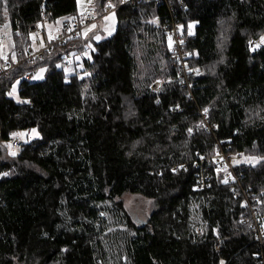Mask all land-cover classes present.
I'll list each match as a JSON object with an SVG mask.
<instances>
[{"label": "trees", "instance_id": "trees-1", "mask_svg": "<svg viewBox=\"0 0 264 264\" xmlns=\"http://www.w3.org/2000/svg\"><path fill=\"white\" fill-rule=\"evenodd\" d=\"M171 1L189 37L190 68L201 73L191 72L192 99L165 33L153 27L166 10L156 0L119 7L116 31L92 41L81 72L57 67L84 49L79 37L0 78V140L40 133L15 157L0 146V173H9L0 175V264H264L233 185L205 165L211 178L195 188L199 156H210L217 141L264 156V46H249L264 35V0ZM109 3L119 0H98V10ZM42 13L62 23L81 15L77 0H0L9 53L21 44L15 30L28 40ZM41 68L42 80L26 79ZM159 79L164 85L152 92ZM17 81L19 100L31 103L7 95ZM205 108L211 132L200 126ZM180 164L187 171H170ZM242 174L264 214V161ZM127 194L155 202L146 221L130 215ZM110 206L121 221L96 230L111 219Z\"/></svg>", "mask_w": 264, "mask_h": 264}, {"label": "built area", "instance_id": "built-area-1", "mask_svg": "<svg viewBox=\"0 0 264 264\" xmlns=\"http://www.w3.org/2000/svg\"><path fill=\"white\" fill-rule=\"evenodd\" d=\"M135 2H138V0H124L123 3L119 0V4L115 5L114 8L108 7V5H106L102 10L89 8L86 13L81 14L79 17L71 19L67 23L59 22V24H57V22H49L45 13H42V19L29 26L27 36L28 40L24 39L21 30H15L14 36L20 40L21 44L12 53H7L1 59L0 78L6 76L15 68L20 67L23 63H31L35 60L41 59L47 53H51L57 46H63L69 40L79 38L86 27L102 20L104 16L110 14L111 12H116L119 7ZM156 6L159 9L165 7L166 10L163 14L154 18L153 21L157 22L153 23V27L165 33L170 52V60L175 65L179 66L181 71L179 82L192 99L193 83L191 79L193 77V73H191L192 71H189V69H191L190 63L188 61V54L185 52V47L189 37L185 33L183 23H181L176 16V9L171 0H156ZM69 29L72 30L69 31ZM50 30L52 36L54 37L51 40L49 39ZM30 33L36 34L35 39L30 36ZM77 33H79V35H77ZM169 36L172 38L171 46ZM181 41H183V43H181ZM42 44L43 46H41ZM13 53H15V60L12 59ZM4 57H7V59ZM26 79L33 80L30 75H27ZM164 83V81H156L151 85V91L158 92ZM201 114L204 129L207 132H211L214 126L210 124L209 119L204 112H201ZM9 143L12 145L13 150L22 148L24 144L23 140L18 137L11 138ZM226 143L223 141H217L214 146V152L210 156H199L200 165L196 174L197 185L195 188L198 191L203 190L207 187V182L209 178H211L210 174H208V169H205V165L208 168L212 167L215 170L219 169L223 180L227 178V184L233 185L235 196L240 199V206L245 213L241 223L249 226L250 231L256 237L262 249L261 255L263 257L264 214L261 209V201L251 189H245L243 185L242 171L244 169H249L250 166L249 164H244L245 155L243 153L231 152L229 146L225 148ZM200 157H203V159ZM234 161H239V163H235ZM225 168H227V173L231 174L230 176L224 171Z\"/></svg>", "mask_w": 264, "mask_h": 264}, {"label": "rangeland", "instance_id": "rangeland-1", "mask_svg": "<svg viewBox=\"0 0 264 264\" xmlns=\"http://www.w3.org/2000/svg\"><path fill=\"white\" fill-rule=\"evenodd\" d=\"M77 1H78V13L79 14L86 13L89 8L99 9V7L97 5V1L98 0H77ZM112 13H115V12H111L110 14L104 16L102 20L94 23L95 25H97V28L93 29L91 32L88 33V37L89 38H91L93 36V33L99 35L101 37L100 40H103L105 38L111 37L114 34V32L117 29V16H116V13H115V31L111 35H109L107 31H105V28L111 26L112 23H113L110 19L106 20L105 17L110 16ZM191 25H192V28H191V32H192V29L194 28V24H191ZM4 26L5 25H2V26L0 25V51L3 52V56H5L7 53H9L11 51V48H12L13 43H14L12 35H11V32H10V29L8 27L5 28ZM84 30H83V32H84ZM83 32L81 33V36H80V40L82 42H80L78 45H76V48L77 49H81V47L84 46V49L82 51H79V52L71 51L63 59L62 63L60 64V68L63 69V71L65 72V74L67 76H70V75L76 74L78 72H81L84 69V61L89 59V56L91 57V54H92V51H93V48H94L93 44H92V41H97L95 39H91V40L90 39H86L84 37V35H83ZM17 40H19V39H17ZM86 41H88L87 44H86ZM88 44H91L92 47L91 48L87 47ZM85 52H87L88 55H84ZM73 54H75V55H73ZM3 56H0V58L2 59ZM77 56H79V60L76 59ZM81 65H82V67H81ZM39 73H40V70L36 73V75L39 74ZM44 74H45V72L43 73V77H44ZM40 80H42V79H33V81H40ZM156 81L160 82V81H165V80L164 79H159V80H156ZM156 81H154V83ZM14 85L16 86V89H17V92H18V84L15 83ZM151 85L149 86V88L151 87ZM11 97L13 99L17 100L18 95L16 93V96H11ZM23 132H27V131H23ZM35 138H38V137L31 136V134H29V136L25 137V139L28 140V142L34 140ZM5 143L6 142L0 140V146L4 145ZM6 144H8V143H6ZM246 156H253V155L246 154ZM244 164H247V163H244ZM177 166H179V165H176L175 167H177ZM249 166L251 167L252 165L249 164ZM175 167H170V168L173 169ZM171 169H170V171H171ZM123 202H124V204L126 206V209L129 211L130 215L135 218L136 223H138V224H140L141 222L146 221L148 215L156 207V205L154 204L155 202H153L151 200H147V199H145L143 197L134 196V195H131V194L125 195L124 198H123ZM120 215L121 214L118 212V210L114 206H110V215H109V217L111 219L108 222H105V224H103L102 221L97 222L95 224L96 230L102 229V228L107 227V226L114 228V226L116 224H118L119 221H121L120 219L122 217H120Z\"/></svg>", "mask_w": 264, "mask_h": 264}, {"label": "snow or ice", "instance_id": "snow-or-ice-1", "mask_svg": "<svg viewBox=\"0 0 264 264\" xmlns=\"http://www.w3.org/2000/svg\"><path fill=\"white\" fill-rule=\"evenodd\" d=\"M121 3L124 2V0H120ZM108 7H112L114 8L115 5L109 3L108 4ZM5 15L7 16V10H5ZM106 20H111L113 23L111 26L109 27H106L105 28V31L108 32L109 35H111L114 31H115V13H112L110 16L108 17H105ZM157 21H153V23H156ZM57 24H59V21H57ZM5 28L8 27V25L6 24L4 26ZM183 27V26H181ZM189 34H191V28H192V25L190 24L189 26ZM97 28V25L93 24V25H90L89 27H87L84 32H83V35L86 39H95L97 41H99L101 39V37L95 33H93V36L91 38L88 37V33L91 32L93 29H96ZM72 29H69V31H71ZM77 35H79V33H77ZM30 36H32L33 39H35V36L36 34L35 33H30ZM54 37L52 36V33H51V30L49 31V39H53ZM71 38V37H70ZM171 36H169V41H170V46H171ZM181 43H183V41H181ZM43 46V44L41 45ZM249 46H250V50L252 51H255L257 48H260L261 46H264V35H261L260 36V40L259 42H257L255 45H253V42L250 40L249 41ZM87 47L91 48V44H88ZM93 51H95V49H93ZM75 55V54H73ZM84 55H88L87 52L84 53ZM0 56H3V52L0 51ZM5 59H7V57H4ZM12 59L15 60V53H13V56H12ZM77 60H79V56L76 57ZM89 59H91V57L89 56ZM57 67H60V65H57ZM82 67V65H81ZM46 71L45 68H41L40 69V73L37 74L36 76L33 77V79H43V73ZM189 71H194L196 72L197 75H200V70L199 69H189ZM91 73L90 72H87L85 71L84 72V76H90ZM81 79H83V76L81 77ZM182 82V81H181ZM17 84H19L20 82L17 81L16 82ZM16 93H17V89H16V86L14 85L11 89V91H9L7 93L8 96H16ZM17 100L18 102L20 103H31L30 100H19V98L17 97ZM160 101L157 100L156 103H159ZM178 107V106H177ZM209 112V109L208 108H205L204 109V113L207 114ZM200 126L202 127L203 126V122L201 121V124ZM188 133L191 134L193 129L192 128H188L187 129ZM29 134H31V136H34V137H39L40 133L37 131L36 128H32L29 130V132H12L10 135L11 137L13 138H17L19 137L21 140H23L25 143L28 142V140L25 139L26 136H29ZM5 147H7V149L9 150V155L15 157L17 155V153L19 152V149H15L13 150L12 148V145L9 143V144H6ZM135 147V145H134ZM199 155V154H197ZM240 155H243V154H240ZM201 159H203V157H200ZM261 161H264V156H245L244 157V163H247V164H251L252 166H255L256 164L260 163ZM235 163H239V161H234ZM179 170H184V171H187V169L185 168V166L183 164H180L177 168H173L171 169V171L173 173H176L178 172ZM217 171H219V169H217ZM224 171L227 173V168L224 169ZM158 174H162V173H158ZM0 175L2 176H7L9 175L8 172H4V173H0ZM227 175H231L230 173H227ZM223 183L227 184L228 183V179L225 178L223 180ZM101 215H104V213H101ZM64 251H67V249H65ZM220 264H225V262L222 260L220 261Z\"/></svg>", "mask_w": 264, "mask_h": 264}, {"label": "bare ground", "instance_id": "bare-ground-1", "mask_svg": "<svg viewBox=\"0 0 264 264\" xmlns=\"http://www.w3.org/2000/svg\"><path fill=\"white\" fill-rule=\"evenodd\" d=\"M213 128H214V127H213ZM259 197H260V196H259ZM262 197H263V196H262ZM262 197H261V198H262Z\"/></svg>", "mask_w": 264, "mask_h": 264}]
</instances>
